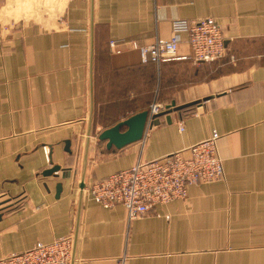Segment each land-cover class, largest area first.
Returning a JSON list of instances; mask_svg holds the SVG:
<instances>
[{"label":"crops","instance_id":"0c3cea01","mask_svg":"<svg viewBox=\"0 0 264 264\" xmlns=\"http://www.w3.org/2000/svg\"><path fill=\"white\" fill-rule=\"evenodd\" d=\"M205 18L221 59L143 63L173 21ZM154 102L183 109L121 150L98 141ZM214 131L223 178L186 199L129 223L86 192ZM69 235L71 264H264V0H0V259Z\"/></svg>","mask_w":264,"mask_h":264},{"label":"built area","instance_id":"2783aa9c","mask_svg":"<svg viewBox=\"0 0 264 264\" xmlns=\"http://www.w3.org/2000/svg\"><path fill=\"white\" fill-rule=\"evenodd\" d=\"M171 33L169 40H157L140 49L143 63L158 66L177 61L212 63L225 54L223 30L214 19L175 20ZM184 35L191 49L190 56L178 55ZM165 110L166 107L157 102L149 108L151 116ZM180 128L183 131V126ZM218 139L219 134L214 131L208 139L184 151L150 162L139 161L127 170L92 182L86 192L103 208L124 207L129 223L141 219L159 206L186 199L189 187L223 178ZM73 245L72 235L49 244L38 243L28 251L0 259V264H71Z\"/></svg>","mask_w":264,"mask_h":264},{"label":"water","instance_id":"95a60500","mask_svg":"<svg viewBox=\"0 0 264 264\" xmlns=\"http://www.w3.org/2000/svg\"><path fill=\"white\" fill-rule=\"evenodd\" d=\"M182 108H176L175 104L168 106L165 111L153 115H150V111L146 110L136 115L129 117L128 119L119 122L112 128L106 129L105 131L101 132L98 135V141L100 142H107V149L111 150L115 148L117 150H121L129 145L139 143L143 141L146 131L151 126L157 124L159 119L167 116V121L170 123L171 119L169 117L174 111H179ZM91 132H89L90 137ZM89 143L87 140L86 144ZM86 159L87 155L84 158V168L82 171V179L80 183L81 195L85 189V166H86ZM59 167H53L52 169L48 170L45 175L46 176H53L59 172ZM74 242L76 243V239L74 238ZM75 243H74V250H75Z\"/></svg>","mask_w":264,"mask_h":264},{"label":"rangeland","instance_id":"374dc122","mask_svg":"<svg viewBox=\"0 0 264 264\" xmlns=\"http://www.w3.org/2000/svg\"><path fill=\"white\" fill-rule=\"evenodd\" d=\"M158 103V102H157ZM151 104H153V103H151ZM151 106V105H150ZM127 116H129V115H127ZM127 116H125V118L127 117Z\"/></svg>","mask_w":264,"mask_h":264}]
</instances>
